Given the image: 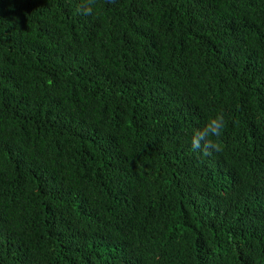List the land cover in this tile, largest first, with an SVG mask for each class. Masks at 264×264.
<instances>
[{"label": "trees", "instance_id": "16d2710c", "mask_svg": "<svg viewBox=\"0 0 264 264\" xmlns=\"http://www.w3.org/2000/svg\"><path fill=\"white\" fill-rule=\"evenodd\" d=\"M0 264H264V0H0Z\"/></svg>", "mask_w": 264, "mask_h": 264}, {"label": "clouds", "instance_id": "9594fccd", "mask_svg": "<svg viewBox=\"0 0 264 264\" xmlns=\"http://www.w3.org/2000/svg\"><path fill=\"white\" fill-rule=\"evenodd\" d=\"M224 127L222 114L217 116L205 125V127L193 134L190 148L193 152L202 151L204 147H211L218 150V146L209 140V137H219Z\"/></svg>", "mask_w": 264, "mask_h": 264}]
</instances>
